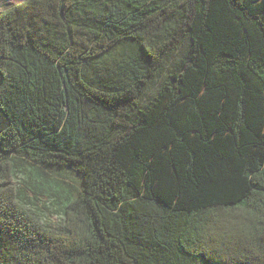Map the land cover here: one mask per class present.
Wrapping results in <instances>:
<instances>
[{"label":"trees","instance_id":"obj_1","mask_svg":"<svg viewBox=\"0 0 264 264\" xmlns=\"http://www.w3.org/2000/svg\"><path fill=\"white\" fill-rule=\"evenodd\" d=\"M0 264H264V0L2 10Z\"/></svg>","mask_w":264,"mask_h":264},{"label":"rangeland","instance_id":"obj_2","mask_svg":"<svg viewBox=\"0 0 264 264\" xmlns=\"http://www.w3.org/2000/svg\"><path fill=\"white\" fill-rule=\"evenodd\" d=\"M22 1L25 0H0V12ZM36 182L26 174L17 171L11 178V189L16 194L18 204L38 223L50 229H57L62 224L61 209L52 198L42 193H33L47 192L44 189L39 191ZM58 210L59 212L56 213Z\"/></svg>","mask_w":264,"mask_h":264}]
</instances>
